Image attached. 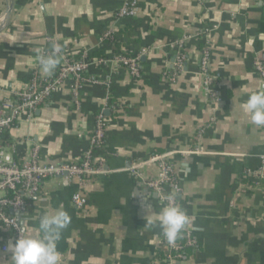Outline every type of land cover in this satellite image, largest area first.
Returning a JSON list of instances; mask_svg holds the SVG:
<instances>
[{
	"label": "crops",
	"instance_id": "crops-1",
	"mask_svg": "<svg viewBox=\"0 0 264 264\" xmlns=\"http://www.w3.org/2000/svg\"><path fill=\"white\" fill-rule=\"evenodd\" d=\"M135 2V16L117 18L124 0H0L3 96L35 75H50L40 69L36 50L49 51L52 42L65 52L57 66L83 51L92 60L107 61L85 71L99 83L80 88L79 110L65 82L33 121L22 118L5 133V143L15 151L28 150L30 142H17L30 140L44 163H77L88 149L95 117L102 113L108 122L107 173L86 186V214L70 203L75 182L48 180L19 216L21 231L38 236L39 218L63 205L71 222L56 242L62 264H165L161 227L147 224L164 205L128 169L170 154L182 209L194 217L197 240L175 264H264V183L244 178L259 167L263 133L242 107L250 94L264 89L253 69L257 55L264 61V0ZM180 41L183 69L169 83L166 75L177 51L171 45ZM143 50L138 79L112 62L115 55ZM204 54L216 99L207 94L200 72ZM108 92L114 108L104 110ZM196 147L201 153L180 154ZM140 172L153 178L158 165L146 164ZM10 241L15 240L0 225V264H10Z\"/></svg>",
	"mask_w": 264,
	"mask_h": 264
},
{
	"label": "built area",
	"instance_id": "built-area-1",
	"mask_svg": "<svg viewBox=\"0 0 264 264\" xmlns=\"http://www.w3.org/2000/svg\"><path fill=\"white\" fill-rule=\"evenodd\" d=\"M137 12L135 0H124L123 6L116 13L117 18L132 17ZM112 33L108 32L106 38H111ZM51 50L43 52L50 54ZM183 41L173 43L172 48L177 49L173 68L166 75L169 83H174L176 77L182 71L184 65V54H182ZM65 53L60 52V55ZM146 53L141 51L135 56L115 55L112 62L121 65L129 70L131 77L140 78V58ZM207 54L201 59L200 72L204 77V86L207 94L214 98L210 87L213 78L209 75L207 68ZM107 63L105 59L92 60L89 58V51H83L77 58H64L62 63L55 68L52 74L45 78L33 76L32 79L24 83L20 89L11 91L3 96V90L0 89V225L9 232L14 240L23 234L15 213L22 215L26 210L27 202L40 193L43 183L48 180H60L68 183L75 182L77 191L71 198V205L86 214L85 189L90 180L99 175H105V155L107 120L103 118L102 113L95 117V126L88 139V149L80 156L77 163H44L40 159L39 146L30 140L19 141L18 145L30 142V148L23 153L20 161L14 157L15 147L9 146L4 141V135L7 131L16 128L22 118L26 121H33L35 113L43 106H46L52 95L59 87L69 82L71 88L72 106L79 110V90L86 82L98 84L95 79L85 77V71L91 64L103 65ZM253 69L264 83V61L260 55H257L253 62ZM114 105L110 103L109 92L106 95L104 110H111ZM263 133L262 145L263 153L259 156V167L256 171H247L244 174L245 179L255 180V184L264 183V126H261ZM201 148L196 147L188 153L181 155L199 154ZM170 154L156 155L147 162L132 165L128 171L133 176L137 184L147 193L155 194L157 199L166 206L173 201L165 200L164 197L171 194L175 197L174 203L181 208L180 185L175 166L169 162ZM157 163L158 174L151 178L145 177L140 169L146 164ZM197 240L194 236L192 223L189 224L173 242L169 243L162 235L159 239V246L166 249L163 262L165 264H175L188 248H195Z\"/></svg>",
	"mask_w": 264,
	"mask_h": 264
},
{
	"label": "clouds",
	"instance_id": "clouds-1",
	"mask_svg": "<svg viewBox=\"0 0 264 264\" xmlns=\"http://www.w3.org/2000/svg\"><path fill=\"white\" fill-rule=\"evenodd\" d=\"M37 61L45 74H51L59 63L61 46L53 45V51L45 54L37 49ZM242 107L253 124L264 126V89L250 94ZM173 201L162 207L154 219L148 218L147 224L159 223L162 234L169 243H173L180 233L194 220L178 204L171 194L164 197ZM71 222V217L63 205L55 208L52 214H44L39 218L36 237L19 234L15 241H10L7 251L10 253V264H62L61 254L57 251L56 242L60 239L62 230Z\"/></svg>",
	"mask_w": 264,
	"mask_h": 264
},
{
	"label": "trees",
	"instance_id": "trees-1",
	"mask_svg": "<svg viewBox=\"0 0 264 264\" xmlns=\"http://www.w3.org/2000/svg\"><path fill=\"white\" fill-rule=\"evenodd\" d=\"M24 152V149L22 147H17L16 151H15V159L20 161V158L22 157ZM160 255V254H159ZM160 260H161V256H159Z\"/></svg>",
	"mask_w": 264,
	"mask_h": 264
},
{
	"label": "water",
	"instance_id": "water-1",
	"mask_svg": "<svg viewBox=\"0 0 264 264\" xmlns=\"http://www.w3.org/2000/svg\"><path fill=\"white\" fill-rule=\"evenodd\" d=\"M8 14H9V9H8V11H7L6 18H5L4 21L1 23V26L4 25V23H5L6 20L8 19V17H7ZM14 215L17 217V220H20V217H19L20 215H19V214L15 213Z\"/></svg>",
	"mask_w": 264,
	"mask_h": 264
}]
</instances>
